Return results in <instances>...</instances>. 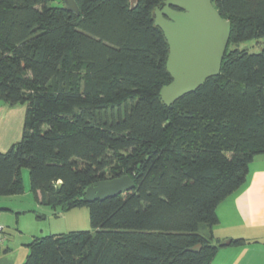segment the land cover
<instances>
[{"label": "trees", "instance_id": "trees-1", "mask_svg": "<svg viewBox=\"0 0 264 264\" xmlns=\"http://www.w3.org/2000/svg\"><path fill=\"white\" fill-rule=\"evenodd\" d=\"M164 1L75 0L76 14L0 0V99L25 106L0 196L23 193L27 168L40 205L86 206L92 228L33 237L22 264H212L216 208L264 154V0H211L231 26L220 72L170 105ZM260 38L258 52L238 47ZM124 174L132 190L84 199Z\"/></svg>", "mask_w": 264, "mask_h": 264}, {"label": "water", "instance_id": "water-1", "mask_svg": "<svg viewBox=\"0 0 264 264\" xmlns=\"http://www.w3.org/2000/svg\"><path fill=\"white\" fill-rule=\"evenodd\" d=\"M64 7L79 13L75 0H64ZM154 24L168 43L166 68L171 81L161 88L160 96L164 104L170 105L219 74L231 26L211 0H165L162 9L154 10ZM134 186L131 177L124 174L88 186L84 199L103 200L126 193ZM199 248L197 245L190 250Z\"/></svg>", "mask_w": 264, "mask_h": 264}, {"label": "crops", "instance_id": "crops-1", "mask_svg": "<svg viewBox=\"0 0 264 264\" xmlns=\"http://www.w3.org/2000/svg\"><path fill=\"white\" fill-rule=\"evenodd\" d=\"M60 1L64 6V0ZM24 118V105H8L0 99V152L21 139ZM14 201L16 195L0 196L1 247L5 250L0 254V264H21L28 254L30 241L14 243L13 233H22L15 227L18 218L26 212L11 205ZM216 213L218 223L212 227V234L217 245L214 257L220 264H264V154L254 157L244 183L218 204ZM239 238L245 240L243 245L232 243ZM227 240L231 242L223 244Z\"/></svg>", "mask_w": 264, "mask_h": 264}, {"label": "rangeland", "instance_id": "rangeland-1", "mask_svg": "<svg viewBox=\"0 0 264 264\" xmlns=\"http://www.w3.org/2000/svg\"><path fill=\"white\" fill-rule=\"evenodd\" d=\"M51 6H61L60 0H50ZM263 46V38L259 40H247L241 42L239 48H247L251 52H258ZM23 193L16 195L17 201L11 202L17 210L26 211L18 218L16 229L22 233H13L16 244H24L32 240V236L42 237L53 234H63L70 231H91L89 210L86 206H78L68 210L58 207L37 205L33 193L30 190V179L27 168L22 169ZM39 215V216H37ZM18 231V230H17ZM33 236V237H34ZM25 260V259H24ZM23 262H21L22 264ZM219 258L214 257L212 264H220Z\"/></svg>", "mask_w": 264, "mask_h": 264}, {"label": "flooded vegetation", "instance_id": "flooded-vegetation-1", "mask_svg": "<svg viewBox=\"0 0 264 264\" xmlns=\"http://www.w3.org/2000/svg\"><path fill=\"white\" fill-rule=\"evenodd\" d=\"M164 6V5H163ZM163 6L161 7V8H158V9H162L163 8Z\"/></svg>", "mask_w": 264, "mask_h": 264}]
</instances>
